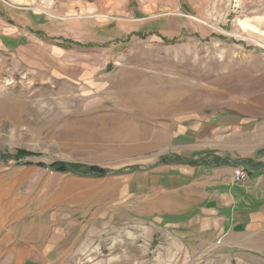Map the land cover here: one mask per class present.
<instances>
[{"label": "rangeland", "instance_id": "1", "mask_svg": "<svg viewBox=\"0 0 264 264\" xmlns=\"http://www.w3.org/2000/svg\"><path fill=\"white\" fill-rule=\"evenodd\" d=\"M150 87L168 109L116 94ZM259 121L264 0H0V205L23 211L15 235L61 228L77 264H229L176 225L131 217L118 185L173 155L191 127ZM52 162L107 172L38 165Z\"/></svg>", "mask_w": 264, "mask_h": 264}, {"label": "crops", "instance_id": "2", "mask_svg": "<svg viewBox=\"0 0 264 264\" xmlns=\"http://www.w3.org/2000/svg\"><path fill=\"white\" fill-rule=\"evenodd\" d=\"M225 127L189 128L193 137L170 150L188 160L133 171L118 186L131 217L178 226L184 243L199 247L203 257L209 252L210 257H224L229 264H264V121ZM215 158L227 162L211 164ZM237 168L247 171L244 181L234 180ZM23 217L18 208L0 205V243L6 246L0 245L5 255L1 264H77L80 255L66 249L64 241L58 243L59 235L65 237L61 228L53 230L52 236L37 229L26 235L22 224L15 235L10 226ZM65 231L71 232L72 227ZM77 234L71 243L78 241Z\"/></svg>", "mask_w": 264, "mask_h": 264}, {"label": "trees", "instance_id": "3", "mask_svg": "<svg viewBox=\"0 0 264 264\" xmlns=\"http://www.w3.org/2000/svg\"><path fill=\"white\" fill-rule=\"evenodd\" d=\"M69 42L73 45H79V43H77L75 41H69ZM30 154H31L30 152H27L24 150H16L12 155L14 157H22V156H27ZM184 160H188V159H184L183 157H179L177 155H171V156L163 157L161 162H181ZM223 162H227V161L225 159L215 158L214 163L211 162V164H220ZM38 165L42 166V167L49 168V169L57 171V172L69 171V172H74L77 174L89 173V174H92L94 176H104L107 172L104 168L99 167V166H95V165L89 166V165H82V164H65V163H61V162H52L48 165L38 163Z\"/></svg>", "mask_w": 264, "mask_h": 264}, {"label": "bare ground", "instance_id": "4", "mask_svg": "<svg viewBox=\"0 0 264 264\" xmlns=\"http://www.w3.org/2000/svg\"><path fill=\"white\" fill-rule=\"evenodd\" d=\"M116 94H118L119 96L124 95V98L126 99L125 101L127 103H133L135 105L142 106L143 108H145L143 110H146V111L162 110V109L167 107L166 105L169 102L168 96H166L167 93H163V92H161L160 89L155 88V87H153V88L150 87L148 89H144L141 91H139V90L138 91H128V92L116 93ZM178 106H180L179 103H178L177 107ZM137 109H139V108H137ZM166 109H168V108H166ZM128 132H130V131H128ZM128 135H129V133H128Z\"/></svg>", "mask_w": 264, "mask_h": 264}, {"label": "built area", "instance_id": "5", "mask_svg": "<svg viewBox=\"0 0 264 264\" xmlns=\"http://www.w3.org/2000/svg\"><path fill=\"white\" fill-rule=\"evenodd\" d=\"M247 178V171L243 168H237L234 172L235 181H244Z\"/></svg>", "mask_w": 264, "mask_h": 264}]
</instances>
